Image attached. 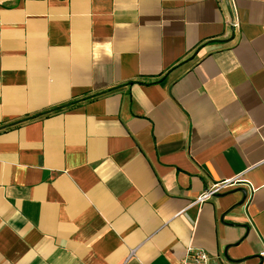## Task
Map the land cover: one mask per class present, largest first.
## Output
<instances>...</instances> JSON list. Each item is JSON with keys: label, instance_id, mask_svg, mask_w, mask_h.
Wrapping results in <instances>:
<instances>
[{"label": "crops", "instance_id": "obj_1", "mask_svg": "<svg viewBox=\"0 0 264 264\" xmlns=\"http://www.w3.org/2000/svg\"><path fill=\"white\" fill-rule=\"evenodd\" d=\"M189 245L264 264V0H0V264Z\"/></svg>", "mask_w": 264, "mask_h": 264}, {"label": "built area", "instance_id": "obj_2", "mask_svg": "<svg viewBox=\"0 0 264 264\" xmlns=\"http://www.w3.org/2000/svg\"><path fill=\"white\" fill-rule=\"evenodd\" d=\"M240 180L242 179L239 177L236 180L225 179L213 183L210 187L200 192L196 196V198L191 202V205L202 204L203 202L210 199L212 196L221 193L222 191L228 189L230 186ZM250 190L253 191L252 186H250ZM179 264H209V257L204 250L200 248H193L189 245L186 249V256L183 258V260L180 261Z\"/></svg>", "mask_w": 264, "mask_h": 264}, {"label": "trees", "instance_id": "obj_3", "mask_svg": "<svg viewBox=\"0 0 264 264\" xmlns=\"http://www.w3.org/2000/svg\"><path fill=\"white\" fill-rule=\"evenodd\" d=\"M59 109H61V107L55 108L54 110H59Z\"/></svg>", "mask_w": 264, "mask_h": 264}]
</instances>
